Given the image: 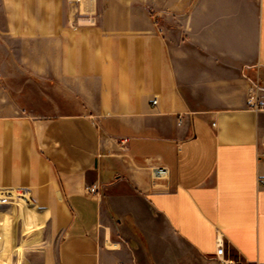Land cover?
Segmentation results:
<instances>
[{
	"label": "crops",
	"instance_id": "1",
	"mask_svg": "<svg viewBox=\"0 0 264 264\" xmlns=\"http://www.w3.org/2000/svg\"><path fill=\"white\" fill-rule=\"evenodd\" d=\"M1 53L34 264L264 263V0H0Z\"/></svg>",
	"mask_w": 264,
	"mask_h": 264
},
{
	"label": "rangeland",
	"instance_id": "2",
	"mask_svg": "<svg viewBox=\"0 0 264 264\" xmlns=\"http://www.w3.org/2000/svg\"><path fill=\"white\" fill-rule=\"evenodd\" d=\"M0 57L4 61L9 60V56L4 53H1ZM7 201L6 204L0 202V264H34L33 253L39 247L38 240L41 236L40 230L36 227L42 219L31 212L32 205L23 203L22 198H10ZM4 217L8 218L9 222L3 225ZM35 218L38 219L34 221ZM226 257L239 264L235 253L229 249Z\"/></svg>",
	"mask_w": 264,
	"mask_h": 264
},
{
	"label": "built area",
	"instance_id": "3",
	"mask_svg": "<svg viewBox=\"0 0 264 264\" xmlns=\"http://www.w3.org/2000/svg\"><path fill=\"white\" fill-rule=\"evenodd\" d=\"M157 100L153 101V104H156ZM251 106L256 111H263L264 112V103H251ZM169 169L164 166L154 167L152 172V180L155 181L157 179H166L169 176ZM259 184L264 187V177L259 179ZM94 192V190H92ZM7 201L6 198H0L1 203H5ZM218 246L221 248L222 243H218ZM205 264H237L231 258H228L224 255L216 253L215 255L206 259ZM257 264H264V263H257Z\"/></svg>",
	"mask_w": 264,
	"mask_h": 264
},
{
	"label": "bare ground",
	"instance_id": "4",
	"mask_svg": "<svg viewBox=\"0 0 264 264\" xmlns=\"http://www.w3.org/2000/svg\"><path fill=\"white\" fill-rule=\"evenodd\" d=\"M27 201H25L24 203H26ZM27 206V205H26ZM4 215V214H3ZM5 218V217H4ZM10 219V218H9ZM9 221H8V218H5L4 220H2V224L4 225V224H7ZM11 224V223H10ZM2 225V226H3ZM6 227V226H5ZM10 227V226H9ZM8 229V228H7ZM4 230V229H3ZM6 230V229H5ZM6 231H8V230H6ZM5 232V231H4Z\"/></svg>",
	"mask_w": 264,
	"mask_h": 264
}]
</instances>
